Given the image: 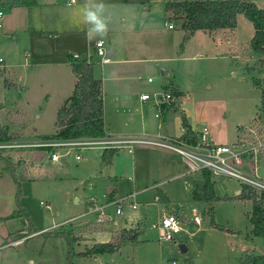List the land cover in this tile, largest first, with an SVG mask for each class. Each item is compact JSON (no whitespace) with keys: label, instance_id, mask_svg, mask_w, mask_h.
Masks as SVG:
<instances>
[{"label":"rangeland","instance_id":"obj_1","mask_svg":"<svg viewBox=\"0 0 264 264\" xmlns=\"http://www.w3.org/2000/svg\"><path fill=\"white\" fill-rule=\"evenodd\" d=\"M252 1L259 8L264 7V0ZM6 3L7 7L9 1ZM142 13L133 9L126 14L132 16L129 17L131 21L141 28L137 27L139 31L136 33L123 34L122 43L136 39L133 45L143 44L146 56L167 58L162 62L138 65L141 71L134 79L143 86L142 92L148 94L167 88L174 94L176 92L172 102L174 116H179L182 111L188 124L190 120L196 123V128L205 125L208 132L211 130L226 145L240 137H244L247 143L261 141L264 144V112L258 110L260 91L252 82L253 79L260 80L263 75L256 65V54L249 45L246 46L253 33L251 23L239 14L235 18L233 42L229 43L231 36L228 32H220L221 40L216 36L212 39L202 31H196L188 38L179 27L180 21L173 30H167L160 6L144 11L146 16ZM168 18L170 22L175 20L171 12ZM19 31L3 36L0 28V59H4L0 63V125L8 132L21 123L27 134L18 141L10 138L1 142L33 144L50 140L55 127V109L66 93L52 91L49 82L43 81L45 74L42 78L40 74L33 78L32 83L29 78L25 80L29 68L23 65L25 55ZM92 50L88 47L78 54L91 53ZM92 59L96 61L94 57ZM147 77L152 81L147 83ZM25 83L28 90L24 88ZM146 104L147 111L144 112L147 117H152L154 107L148 101ZM161 114L163 119L168 112ZM170 119L169 116V122ZM103 148L94 145L0 149L17 163L13 173L19 179V196L16 198L17 186L11 172L6 171L0 161V264H168L171 260L176 264H240L245 248L249 247L246 252L253 255L260 251L263 239L252 234L248 221L251 202L236 197L235 191L240 190L236 180L213 179L214 199L205 203L193 196L194 181L191 178L199 179L197 173L183 178L189 181L186 187L182 179L170 177L173 173L162 177L150 173L147 164L152 159L151 152L142 159L139 154V162L131 167V161L137 157L135 150L131 155L125 148L117 149L105 164L100 159ZM53 152L57 154L55 162L48 159ZM76 154L80 156L78 161L74 159ZM244 162L243 171L264 182V156L258 154L253 163L249 156ZM177 163L185 170L180 162ZM159 183H162L160 189L167 195L168 202L153 200L156 194L154 185ZM112 187L119 197L135 192L137 208H126L122 216L116 217V227L107 225L100 235L88 239L86 235L98 229L91 224L92 215H80L87 211L85 203L91 197L99 199L106 189ZM143 188L145 191H141ZM18 205L27 213L32 226L37 230L44 228L43 232L26 235L29 223L24 214L9 216ZM179 205L182 206L180 211L177 210ZM209 205L213 221L221 229L208 225L206 209ZM167 210L179 211L182 219V230L174 242L158 241L157 229L151 227ZM192 214L199 218L198 224L193 222ZM122 227L125 229L116 231ZM125 230L137 232L132 241L120 243L118 251L100 253L95 257L69 256L89 248L93 244L91 241L97 238L115 241ZM6 232H10L7 238ZM63 232L75 239L70 247L64 237L57 234ZM15 241L19 242L12 244ZM179 244L186 247L184 253L179 251Z\"/></svg>","mask_w":264,"mask_h":264},{"label":"crops","instance_id":"obj_2","mask_svg":"<svg viewBox=\"0 0 264 264\" xmlns=\"http://www.w3.org/2000/svg\"><path fill=\"white\" fill-rule=\"evenodd\" d=\"M8 1L9 4L7 7L6 0H4L3 4L4 15L2 18L1 34L3 36L13 33L16 34V32L21 29L19 32L22 33V53L25 55V61L23 65L25 68H29V71L24 76L25 80L29 78L30 83H32L33 78H37L39 74L42 78V75L45 74L46 76L43 78V81L49 82L48 86L50 89L52 88V91H65L66 94L64 98H62L61 102H59L55 109V115L57 109L60 107L63 101L71 94L74 83L76 82V77L71 71L70 62L73 61L70 59V55L85 51L88 47H92L93 41L95 39H102L106 49H109L111 52L109 55L110 60L106 64H98L97 62L93 63L91 65V72L92 78L98 80L100 83L99 86L102 100V120L105 131H107L113 137L131 135L130 138H137L135 136H140L141 138L153 139L161 136H172L186 139V137L183 135L184 131L180 127L179 116H174V101L169 106H161L159 110H157L152 104V107H154L153 110L155 111L153 112L152 117H147L144 112L145 110L147 111L146 101H142L139 98V96L144 93L142 92L143 86L134 79L136 73L141 71L138 69L139 64L142 66V64L145 62H162L167 58L156 57L153 55L146 56L147 54L144 52L145 46L143 44L133 45V41L136 39L129 41L127 40L126 43H122L121 41L123 34L136 33V31H139L137 27L141 28L140 25L137 23L134 24L131 21L130 18H132V16L126 15L130 10L132 11L133 9L138 10L140 13L143 12L142 15L146 16L147 14H145L144 11H147L149 8H153L155 6H160L164 12L165 19H167V21L164 19L163 25H165L167 30H173L178 24L177 20L170 22V19L168 18L169 12L164 10V3L168 0H156L151 2L150 0H103V3L106 5L105 14L108 17V31L106 35L102 37L97 36L91 40L86 38V25L81 23L79 16V7L84 3V0H75L74 3H67V0ZM252 2L255 4L254 1ZM237 17H239V14L236 15V18ZM125 24L128 25L123 27ZM168 24H170L172 27L168 28ZM220 32H228V34L231 36V39L226 41L230 43L236 30L234 27L232 30H216L206 33H208L209 36H212V39H214L216 36L221 40ZM223 34L224 33H222V35ZM186 37L189 38L190 35H186ZM256 56L258 58L257 54ZM3 62L4 59H2L0 63ZM147 66L152 69L151 65ZM42 69L45 71L43 72ZM163 73V71H160L161 75H164ZM40 85L42 84L40 83ZM172 86L175 85L172 84ZM58 87H63V89H58ZM24 88L28 90L26 83ZM176 88L178 89V87ZM154 92L150 91L149 93L152 94ZM173 95L175 94L173 93ZM148 103L150 102L148 101ZM165 111H167L168 114L162 119L161 113ZM169 116L171 118L170 122ZM201 125V128H196V123L189 120L190 130L194 137L203 128H205L208 132L206 126L203 124ZM25 130L26 128L23 124L17 123L15 128L8 130L6 133L11 139H16L18 141L20 138L25 137V134H27ZM55 131L56 126L54 127L51 137ZM28 132L32 133V131L29 130ZM208 136L214 143H226L218 136L213 135L211 130L208 132ZM138 145L142 144H132L131 151H127L132 155L135 150V154L137 155L136 160L134 159L131 161V167H134L135 163L139 162V154H141L142 159L145 154L151 152L150 154H152V159L148 160L147 164V168L151 170L149 171L150 173L153 172V174H157L159 177L165 176L167 174L171 175L173 173L170 177L182 179L183 184L188 187L189 181L184 180L183 178L191 174H187L185 170L180 169V165H178L177 162H180L183 166L184 164L182 163L178 154L168 149H162L155 146L149 145L146 147L145 144H143L144 146ZM174 171L176 172L174 173ZM197 174L199 179L191 178L192 182L201 180L200 173ZM161 185L162 183H159L158 186L154 185V188H156L155 195H158L159 197L160 193L158 201L168 202L169 199L167 198V195L160 189ZM141 191H145V189L143 188ZM236 191L235 194L237 195L238 193H236ZM103 195H107L109 197H119V195L115 194V188L112 187L109 190L106 189L99 199L91 197L86 201L85 204L87 206V210L92 203H100L103 200ZM180 207L182 206L179 205V207H177L179 209L177 210L180 211ZM179 211H176L178 215H180ZM86 212L81 213L82 215H80H87ZM87 221L90 222L91 220L88 219ZM43 230L44 228H40L38 230L36 229V232H43ZM136 232L137 231H134V235ZM9 233L10 232H6V238L9 237ZM97 235H100L99 232L93 231L92 233L86 235V237L88 239H93ZM134 235L129 234L128 237H134ZM97 239L98 240L91 242L96 243L109 241L105 238ZM263 245L256 255L264 254ZM120 246L117 251L120 249ZM248 248L249 247L245 248V254L247 253L246 251ZM96 255L88 257H95Z\"/></svg>","mask_w":264,"mask_h":264},{"label":"trees","instance_id":"obj_3","mask_svg":"<svg viewBox=\"0 0 264 264\" xmlns=\"http://www.w3.org/2000/svg\"><path fill=\"white\" fill-rule=\"evenodd\" d=\"M164 10L171 12L174 19L180 21L179 27L187 34L191 35L196 30L212 32L216 30H232L235 27L237 14H242L252 25L253 34L249 39V47L258 55L256 65L262 73L260 80L253 79V84L259 89L258 110L264 112V8L257 7L250 0H168L164 3ZM90 63L83 61L70 62L71 71L76 77L71 94L63 101L56 111L55 126L56 131L50 139H99L104 136V123L102 120V100L100 95V83L92 78ZM177 93L175 92V95ZM180 127L184 131L186 140L193 141L194 136L190 126L186 121L182 111L179 112ZM10 137L0 125V141L9 140ZM116 148H103L100 154L102 163H107L115 153ZM0 161L4 163V169L11 172L13 181L17 186L16 198L19 196V179L13 173L17 163L13 162L8 155L0 151ZM201 180L194 182L193 196L195 199L210 203L214 199L212 194V182L209 173L201 171ZM160 197V193H159ZM239 199H246L251 202V211L248 221L251 224V232L259 236L264 242V190L256 191L251 186L241 184L240 192L236 195ZM206 212L209 216L208 225L212 228L222 227L213 221L210 205ZM23 213L28 220L29 228L26 235L36 232L32 226L28 215L21 205L11 212L10 217ZM64 237L69 247L74 242V238L68 233H57ZM134 231L125 230L119 233L115 241L96 242L82 252L69 255L70 257H86L100 253H112L117 251L120 243L132 241ZM240 264H264V255H253L246 253L241 256Z\"/></svg>","mask_w":264,"mask_h":264},{"label":"built area","instance_id":"obj_4","mask_svg":"<svg viewBox=\"0 0 264 264\" xmlns=\"http://www.w3.org/2000/svg\"><path fill=\"white\" fill-rule=\"evenodd\" d=\"M67 3H73V0H67ZM4 0H0V28L2 25V18L4 15ZM172 26L168 24V28ZM92 52H84L82 55L73 53L70 55L72 61H83L86 63H98L106 64L109 62L110 57L106 54V47L102 39H95L92 45ZM94 57V59H92ZM2 59H0V62ZM147 82L151 81V78L146 79ZM142 101H149L157 110L161 106H169L172 104L173 92L166 90H160L149 94H141L139 96ZM158 113V111H157ZM158 115V114H156ZM132 144H145L151 145L163 149H168L179 155L182 163L185 167L187 174L201 173V171H207L209 173L210 181L234 179L239 184H245L256 189V191L264 190V182L258 180L255 176H248L243 171L245 166L244 159L251 156L252 163L258 154L264 156V144L258 141L255 144L247 143L244 137L236 140L234 143L217 144L210 140L208 132L203 128L194 137L193 141L181 139L172 136H161L153 139L146 138H130V137H113L107 131H104V136L99 139H67V140H45L35 142L33 144H25L17 141H0V149H13L24 147H73L81 148L86 146L100 145L104 148L111 147L116 149L125 148L127 151H131ZM114 146V147H112ZM48 159L51 162L57 160L56 152L50 153ZM76 161L80 160V156L76 154L74 156ZM136 196L135 192L126 193L120 197H109L103 195V200L100 203H92L86 212L87 215H92V225L98 230L97 232H104L107 225L116 227V217L122 216L125 209L135 210L137 203L134 200ZM154 201H158V195L153 198ZM39 204H42L39 202ZM82 215V214H81ZM194 223H199V218L194 215L192 217ZM181 216L176 213L175 210H168L160 217L156 223H152L151 227L157 229V240L160 242H174L175 236L182 230L181 228ZM119 228L116 231L123 229ZM19 241L12 242L17 244ZM168 264H176L174 260L169 261Z\"/></svg>","mask_w":264,"mask_h":264},{"label":"clouds","instance_id":"obj_5","mask_svg":"<svg viewBox=\"0 0 264 264\" xmlns=\"http://www.w3.org/2000/svg\"><path fill=\"white\" fill-rule=\"evenodd\" d=\"M75 0H73V3ZM103 0H84L79 7L81 23L86 25L85 36L91 40L97 36H104L108 31V17Z\"/></svg>","mask_w":264,"mask_h":264},{"label":"water","instance_id":"obj_6","mask_svg":"<svg viewBox=\"0 0 264 264\" xmlns=\"http://www.w3.org/2000/svg\"><path fill=\"white\" fill-rule=\"evenodd\" d=\"M106 54L109 56L111 54L109 49H106ZM236 193H239V190L236 191ZM179 251L181 253H184L186 251V247L183 244L178 245Z\"/></svg>","mask_w":264,"mask_h":264}]
</instances>
